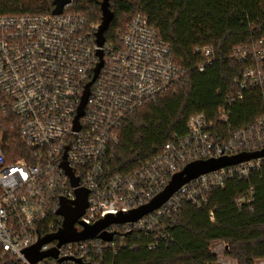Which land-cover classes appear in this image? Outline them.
<instances>
[{
  "label": "built area",
  "instance_id": "1",
  "mask_svg": "<svg viewBox=\"0 0 264 264\" xmlns=\"http://www.w3.org/2000/svg\"><path fill=\"white\" fill-rule=\"evenodd\" d=\"M69 6L59 15H0V111L14 118L26 152L23 158L8 161L0 124V264H76L75 260L102 264L107 252L167 246L171 238L165 226L183 205L205 207L212 192L228 180L246 179L264 164L259 158L199 176L139 220L110 225L91 239L63 244L56 259L30 262L25 252L61 229L60 201L73 207L78 189L87 192V208L74 224L80 233L107 216L128 214L148 204L187 164L264 149V116L219 142L211 123L199 114L188 119L184 136H174L130 173L111 175L110 149L118 143L120 125L184 83L187 74L144 15L132 17L117 35V44L104 42L98 48L99 25L86 26L80 15L65 13ZM97 51L102 53V66L92 82L100 62ZM194 53L201 56L202 72L211 64V50L195 48ZM233 55L236 62L250 64L238 81L239 89L257 88L264 96V38ZM89 83L83 115L75 121ZM241 98L238 94L229 104ZM219 121L226 123V115ZM67 171L77 180L76 187ZM102 234H112L111 241H103ZM56 244L42 245L39 251L47 252ZM60 259L67 260L58 263Z\"/></svg>",
  "mask_w": 264,
  "mask_h": 264
},
{
  "label": "trees",
  "instance_id": "2",
  "mask_svg": "<svg viewBox=\"0 0 264 264\" xmlns=\"http://www.w3.org/2000/svg\"><path fill=\"white\" fill-rule=\"evenodd\" d=\"M102 5L112 14L104 32L106 44H117L136 14L144 15L169 44L176 65L187 80L128 116L117 129L111 147V175H125L150 159L174 136L186 134L190 117L202 114L212 125L216 140L253 125L264 116V96L238 81L250 66L234 59V51L264 38L261 0H72L65 13L80 15L85 25H99ZM51 0H0V15L51 13ZM211 50V64L198 71L201 56L195 48ZM242 98L229 104L230 98ZM3 97L0 95V104ZM224 114L226 123L220 122ZM2 150L9 162L25 156L14 118L0 111ZM165 229L167 246L153 251L139 247L107 252L102 264H217L214 244L226 247L224 256L235 264H264V164L246 179L228 180L212 192L208 204L196 209L183 205Z\"/></svg>",
  "mask_w": 264,
  "mask_h": 264
},
{
  "label": "water",
  "instance_id": "3",
  "mask_svg": "<svg viewBox=\"0 0 264 264\" xmlns=\"http://www.w3.org/2000/svg\"><path fill=\"white\" fill-rule=\"evenodd\" d=\"M53 2V15H59L62 13L63 9L72 3V0H51ZM102 20L98 26L95 34V44L98 48H101L105 42L104 32L107 30L110 21L112 20V14H110L106 7L102 5ZM97 56L100 62L97 64L94 77L92 82L97 77V74L102 66V53L97 51ZM91 82V83H92ZM89 83L85 87L83 97L81 100L80 107L78 109V114L75 121L82 117L83 109L86 105L87 98L89 96ZM259 158H264V149L258 152L252 153H240L231 157L218 158V159H208L204 161H197L187 164L180 172L173 175L164 188L162 192L156 195L148 204L131 211L128 214H118L116 216H107L105 219L98 221L91 227H85L80 233H77L74 229V224L77 222L79 217L84 213L87 208V192L84 190L75 191V201L73 202V207L69 206L64 200L60 201V208L58 214L63 218L61 229L54 235L45 237L41 239L36 245L31 247L25 252L26 258L32 262L36 263L43 258H53L57 257V248L63 244L69 242L83 241L86 239H91L95 237L101 230L109 227L110 225L124 224L129 222H135L141 217L157 210L162 204H164L180 187L185 185L191 180L198 178L199 176L208 174L210 172L217 171L219 169L234 166L240 163H244L250 160H255ZM70 178L71 185L76 187L77 180L74 179L71 174L66 172ZM101 239L105 242H110L112 239V234H102ZM52 241H57L56 247L50 249L47 252H40L39 249L42 245L48 244ZM67 259H60L58 263L64 262ZM76 264H80V261L75 260Z\"/></svg>",
  "mask_w": 264,
  "mask_h": 264
},
{
  "label": "rangeland",
  "instance_id": "4",
  "mask_svg": "<svg viewBox=\"0 0 264 264\" xmlns=\"http://www.w3.org/2000/svg\"><path fill=\"white\" fill-rule=\"evenodd\" d=\"M211 249L217 255L219 264H235L233 261L224 256V251L226 250V247H224L223 244L218 243L212 246Z\"/></svg>",
  "mask_w": 264,
  "mask_h": 264
},
{
  "label": "crops",
  "instance_id": "5",
  "mask_svg": "<svg viewBox=\"0 0 264 264\" xmlns=\"http://www.w3.org/2000/svg\"><path fill=\"white\" fill-rule=\"evenodd\" d=\"M218 244V243H217ZM214 245H216V244H214ZM214 245H212V246H214ZM212 250V249H211Z\"/></svg>",
  "mask_w": 264,
  "mask_h": 264
}]
</instances>
